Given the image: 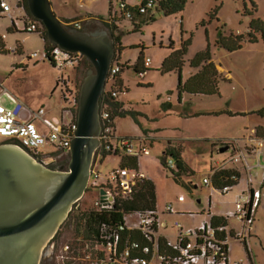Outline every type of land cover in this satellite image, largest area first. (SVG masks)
Segmentation results:
<instances>
[{"label":"rangeland","instance_id":"rangeland-1","mask_svg":"<svg viewBox=\"0 0 264 264\" xmlns=\"http://www.w3.org/2000/svg\"><path fill=\"white\" fill-rule=\"evenodd\" d=\"M122 1L128 6L138 4L135 0H113L112 16L120 17ZM55 4L54 12L57 17L72 20L67 24L78 23L81 29L86 30L83 32H91L97 28L112 32L101 20L94 19L110 18V0H55ZM254 8L253 15H247ZM12 15L21 18L23 12L13 5ZM133 20L140 25V29L137 27L136 32L123 37L122 52L118 54L121 64H128L130 67L120 74V81L128 94L118 98L130 114L115 120V136L118 139H129L137 153L141 152L142 147L149 149V156L139 157V170L129 169L128 172L132 178L142 175L156 185L157 216L163 219L162 216L167 214V206L173 205L176 214L168 216L171 224L179 221L186 228H197L207 221L205 218L208 214H201L204 210H221L226 213L235 211L247 175L243 174L240 185L227 195H222L212 185L204 184V180L211 179L213 169L222 167L233 156L234 146L238 145V151L244 155L247 140L252 138L253 143L257 132L264 130V117L257 115L264 111L263 38L257 34L256 43L245 41L242 49L236 52L217 46L221 37H247L254 20L264 23V0H186L182 13L172 16L161 13L143 14L141 17L134 13ZM11 26L9 17L0 18V37L5 36L3 41L7 50H11L10 53L0 54V105L14 109L22 104L24 108L18 118L23 122H29L33 113L44 109L45 119L54 125L61 126L55 120L70 124L72 101L75 96L79 101L84 78L93 67L83 76V68L80 66L77 69L71 66L65 69L55 68L46 59L41 34L12 32ZM68 27L74 29L73 26ZM187 42H190V46L185 56L183 81L197 72L191 67V61L209 47L212 60L222 75L218 95L192 96L183 93L179 99L178 74L162 73L163 62L174 52L181 50ZM20 46L17 54L16 50ZM142 53L145 60L149 59L152 63L144 76L134 70ZM33 54H38V58H33ZM115 83L109 81L106 91L111 92ZM69 92L74 96L69 95L66 99ZM35 125L40 132L48 134V129L44 128L41 121H36ZM4 142L5 139L0 137V144ZM171 143L182 147V158L192 173L190 176H183L185 185L178 184L171 170L162 164L164 153H167ZM224 144L232 147L221 153ZM41 153L58 156L59 162H64L67 158L60 149L53 146H48ZM102 154L95 166V174H99L101 178L93 177L82 201L73 206L68 219L49 244V247L53 243L55 245V253L52 250L51 256H55L58 250V255L61 253L60 256H66L67 245L81 242L76 239L81 214L97 205L101 188L109 186L108 179L119 170L120 157H102ZM167 158L176 164L175 157L169 155ZM59 162L51 169L66 171L70 157L64 166ZM229 164L231 163L225 166ZM252 176L257 179L254 173ZM262 181L259 178L261 186ZM190 185L198 188H190ZM111 186L116 187L117 183ZM181 196L186 199L185 203L179 202ZM257 216L256 226L260 231H253V235L258 234L251 239L249 249L242 240H229L231 263L264 264V204ZM138 220V216H131L127 219V224L136 225ZM231 222L240 228V222ZM83 233L81 228V236ZM81 251L91 254L96 261L101 248L88 241L85 250ZM106 257L108 258V254ZM198 263L203 264V260Z\"/></svg>","mask_w":264,"mask_h":264},{"label":"water","instance_id":"water-1","mask_svg":"<svg viewBox=\"0 0 264 264\" xmlns=\"http://www.w3.org/2000/svg\"><path fill=\"white\" fill-rule=\"evenodd\" d=\"M27 2L49 41L81 55L93 69L81 86L78 129L68 150V170L49 169L27 149L13 143L0 144V264H42L73 206L88 192L102 147L101 102L118 56L117 43L106 30L70 29L53 11L51 0ZM230 149L228 145L220 152ZM100 197L105 202V188H101Z\"/></svg>","mask_w":264,"mask_h":264},{"label":"built area","instance_id":"built-area-1","mask_svg":"<svg viewBox=\"0 0 264 264\" xmlns=\"http://www.w3.org/2000/svg\"><path fill=\"white\" fill-rule=\"evenodd\" d=\"M135 1L138 3L136 6H128L124 1L120 3V11L122 17L126 21H132L134 13H137L141 17L143 14H153L157 9V0ZM13 2L15 8L23 12V0H0V7L3 15L12 20L16 31L40 33L42 31V25L38 21L30 20L25 15L21 18L14 17L12 15ZM134 9H137V12H132ZM69 26H73L75 29H81V26L78 23H72L69 24ZM3 38H5V36ZM50 56L55 68L65 69L68 66L74 68L78 64V59L76 57L81 55L66 52L60 47L55 46L51 48ZM32 57L38 58V54H33ZM150 66L151 61L146 59L144 61L145 71L141 74V76H144L148 72ZM120 71V67L115 66L114 62V65L110 70L108 83L111 80L116 82L115 78L120 74ZM106 93H110L111 97L116 100H118L120 95H127V91L123 87L118 89L114 88L111 92L106 91ZM69 95L74 96L71 92H69L65 98L68 99ZM105 95L103 96L101 102L100 114L102 127L100 140L102 142V147L97 154V160L102 153L110 152L124 153L128 156L137 158L142 155L149 156L150 151L147 147H142L141 152L137 153L135 152V148L129 139L116 138L115 130L113 129L111 121V115L109 111H107V106L104 104ZM72 104L73 108L70 110V113L73 118V112H75V108L78 106L76 96L74 97ZM23 108L24 106L22 104H18L14 109H9L0 105V137L9 141V143H13L27 149L37 157H44L48 159L54 158V155H43L41 153V151L48 146H53L68 154V150L71 148L72 140L75 137V132L78 129L77 122H73V119L70 124H62L61 121L55 120L57 125L61 124V126H56L51 121L45 119L46 113L44 109H41L37 113H33V117L29 122H23L18 118ZM36 121L42 122L44 128L48 129V134L45 131H39L35 125ZM241 158V155L235 154L225 164L240 163ZM96 163L97 161L93 166L90 186L93 177L95 179L101 178L99 174H95ZM167 165L170 169H175L176 166L174 161L169 159L167 161ZM128 171V169L117 170L110 176L108 179L109 186L102 187L106 189L105 202H102L100 197L96 206H99L100 209H109L114 205L115 197L110 190L111 184L113 183H117L120 188L128 194L133 193L138 180L144 179L145 177L137 175L135 178H132L130 177ZM231 180L233 182H237L239 181V178L236 174H234ZM204 184L213 186L212 177L211 179H205ZM232 189V187L227 186L217 191H220L222 195H227L232 191ZM261 199V191H251V193L241 196L236 204L234 212L230 211L226 215L225 220L236 218L244 225V233L236 236L237 239L246 241L248 225L253 222L256 212L261 205ZM178 200L180 203L185 202V198L183 196L179 197ZM166 213L169 215L176 214L173 205L167 206ZM208 217H210L209 213ZM138 218L139 220L136 225H128L126 220V228L125 226L121 227V231L125 229H140L148 238L149 243L146 245L133 243L119 258L114 260L111 257V251L112 247L119 242V235L116 234L114 242L108 244L110 246L109 252L106 253L101 264H105L107 262L110 264H199V260H203V264H241L237 262L231 263L227 226L225 224L215 225L212 222V217L210 219L208 218L203 225L197 228H186L179 221H176L173 226L177 232L172 239L161 234V229L164 224L157 216V212L141 213L138 215ZM161 240H165L166 249H168V251L163 250L164 245H162ZM68 250L69 248L67 247V253L69 252ZM107 254L108 258L106 257Z\"/></svg>","mask_w":264,"mask_h":264},{"label":"trees","instance_id":"trees-1","mask_svg":"<svg viewBox=\"0 0 264 264\" xmlns=\"http://www.w3.org/2000/svg\"><path fill=\"white\" fill-rule=\"evenodd\" d=\"M111 4L113 0H110ZM157 9L154 11V14H164L166 16H172L179 13H182L185 10L186 0H157ZM14 5V2L12 3ZM23 15H25L30 20L37 21L30 13L27 0H23ZM255 9L252 13H248L247 15H253ZM112 10V9H111ZM132 12H137V9H134ZM0 16H4L2 9L0 7ZM112 24H108L105 21V27L110 28L112 32L109 31L111 37L117 43V51L118 54L122 52V38L123 32L116 25L121 21H126L122 14L118 18L114 16ZM39 22V21H38ZM65 25L70 23L71 21H64ZM132 22V21H130ZM41 25L42 23L39 22ZM73 23V22H72ZM140 28V26H137ZM135 27V28H137ZM10 31L17 32L13 23L10 27ZM86 31V30H79ZM39 33V32H38ZM42 36L45 44V52L46 59L50 61L51 65L54 67V64L51 61V48L56 45L52 44L47 36V31L42 25V31L39 33ZM257 34H260L264 40V23L259 20H254L250 26V31L247 34V37L244 35L240 36H231L230 38L221 37L218 41L217 46L225 48L229 52H236L242 49L243 43L245 41H249L250 43H256L258 41ZM190 46V42L184 43L181 50L174 52L168 59L163 62L162 65V73L171 74L177 73L179 76L178 82V91L181 99V95L183 93L193 95V96H214L220 93V79H222V75L212 60L210 48L196 56L194 60L191 61V67L197 70L193 76H191L187 81H183L182 79V71L185 65V56L188 51V47ZM173 49V46H172ZM20 51V47L17 48L16 53L18 54ZM11 51L6 50L3 44L0 42V54H7ZM78 64L74 67L77 69L79 66L83 68L82 76L87 73L90 69H92V65L82 56H77ZM144 61L145 56L142 53L134 66V70L136 73L141 75L144 71ZM115 66L120 67V74L124 72L126 69H129L128 64H121L119 56L115 59ZM120 74L115 78L116 83L114 88H122L123 84L120 81ZM113 88V89H114ZM78 101V99H77ZM104 104L107 106V111H109L111 115V121L113 124V129L115 130V120L118 118H125L130 114V111H126L124 109V104L119 100L113 99L110 93H106L104 98ZM78 109V107H77ZM77 109H75L74 120L73 122H77ZM257 115L264 117V111H260ZM262 129L258 131L261 132ZM122 139V138H120ZM4 143H9V141L5 140ZM228 144H225L224 147H227ZM63 152L67 158L64 162H61V166L67 164L69 162V154ZM182 147L171 143L168 147L167 153H164L162 164L166 169L171 170L172 176L174 180L178 184L185 185L183 181L184 175H192L190 169L187 164L184 162L182 158ZM60 154V153H59ZM173 156L176 159L175 169H170L167 165L168 156ZM116 156L121 158V164L119 170L130 169V170H139V158L131 157L124 153H103L102 157H110ZM116 172V171H115ZM236 174L239 178V174L232 169L227 168H216L213 169L212 173V182L213 187L216 190H220L223 187L230 186L234 188L237 182H233L231 180L232 176ZM191 184H193L191 182ZM197 189V186L190 185V188ZM94 188V187H92ZM110 190L115 197L114 205L109 209H100L99 206H95L92 210H88L81 214V221L78 224V233L77 240H81V242H76L74 244H69L67 247L69 248V252L66 256H58L53 264H99L105 258V253L109 252V243L114 242L115 235H119V242L112 247V255L111 257L115 260L119 258L126 249H128L133 243L140 244H148L149 240L144 235L142 230H123L121 231V227L126 225V220L131 216H138L141 213L145 212H157V188L154 182L148 180L146 178L139 179L137 186L135 187L132 194H128L123 191L120 186L117 184L116 187L111 186ZM100 198V197H99ZM82 222V223H81ZM212 222L215 225L225 224V218H212ZM81 228H83L84 233L81 236ZM126 228V226H125ZM96 243L98 247L101 248L100 255L96 258V261L92 259V255L87 252L82 253L81 250H85L86 242ZM163 246V250L166 249L165 240H161ZM81 248V249H79ZM88 258V259H87Z\"/></svg>","mask_w":264,"mask_h":264},{"label":"crops","instance_id":"crops-1","mask_svg":"<svg viewBox=\"0 0 264 264\" xmlns=\"http://www.w3.org/2000/svg\"><path fill=\"white\" fill-rule=\"evenodd\" d=\"M51 3H52L53 11H55V6H56L55 0H51ZM110 5H111V9H113V5L111 4V2H110ZM110 13H111L110 18L107 19V20H102V19H98V18H94V19L101 20V21H105L108 24H112L113 21L111 20V17H112V19L114 17V16H112L113 10H110ZM5 17L6 16H0V18H5ZM59 19L61 21H67L68 20V19H66L64 17H61ZM68 21H72V20H68ZM11 23H12V20H11ZM68 25L69 24H67L66 26H68ZM116 25L124 33L123 34L124 36L130 35L131 33L136 32L137 31V28H135V27L140 26V25H137V23L134 20H132V22H129V21H121V22H119ZM122 41H123V38H122ZM0 42L3 44V46L7 50L6 44L3 41V38L2 37H0ZM20 48H21V46H20ZM9 51H11V50H9ZM178 79H179V77H178ZM122 87H124V85ZM127 94H128V92H127ZM124 109H125V104H124ZM251 141H253L252 138H250L249 140H247V142H248L247 144H249V145L246 144V149H245L244 155H243V153H241L240 151H238V145H236V146L233 147L234 148V154L233 155L237 154V155H241L242 156L241 161H240L241 165H238L240 163H237V164L231 163V164H229L227 166H225L226 164L223 165V168L235 170L239 174V181H238V184L235 187H237L238 185H240V183L242 182L243 174H246L247 175L246 176L247 177V181L244 183L245 186L243 187L242 191L240 192L241 193L240 194L241 196L246 195L248 193H251V191H261L262 192L261 205H260L259 209L256 212V215L254 217L253 222L248 225L247 239H246V241H243V243L247 247V249L250 248L251 239L253 237L255 238V235L258 234V233H255L253 235V231L254 230H257L258 232L260 231L258 229V226H256L257 225V220H258V216L257 215L259 214V210H260L261 206L264 204V130H262L259 133L257 132V138H256V140L253 143H251ZM229 146L232 147L231 145H229ZM245 153H247V156L245 155ZM220 168H222V167H220ZM252 173H254L256 175L257 179H254L253 178ZM259 178L260 179H263L262 186L260 184L261 182H259ZM256 185L258 187H255ZM260 186L263 187V188H260ZM241 196L239 197V199L241 198ZM185 202H186V199H185ZM205 213H207V214L209 213L210 214V217H208V215L206 216L205 219H207V220H208V218L210 219L211 217L212 218L213 217H215V218H225L226 215L228 214V213H226L224 211H221V210L214 212L212 209H210V211H208V212H205V210L201 212L202 215H204ZM173 215H175V214H172V215L164 214L162 216L163 219H161L162 222H163V224H164L163 225V228L161 229V234H163L164 236H167L170 239H172V237H174V235L177 232V230L173 226L175 222L173 224H171V221L168 218V216H173ZM190 215H192V214H190ZM232 220H237L238 222H240L236 218H230L228 220H225L226 221L225 222V225L227 226V232H228V234H227L228 241L231 238L233 240H235V241H238L240 239H237L236 236H238L241 233H244V225L240 222L242 226L240 225V228L239 227L237 228L235 225L232 224V222H231ZM194 227H196V226H194ZM191 228H192V226H191ZM249 234H250V236H249ZM229 249H230V245H229Z\"/></svg>","mask_w":264,"mask_h":264},{"label":"flooded vegetation","instance_id":"flooded-vegetation-1","mask_svg":"<svg viewBox=\"0 0 264 264\" xmlns=\"http://www.w3.org/2000/svg\"><path fill=\"white\" fill-rule=\"evenodd\" d=\"M76 99H77V97H76ZM75 109H77V107L75 108ZM75 113V112H74ZM74 113H73V118H72V120L74 119ZM54 158H50V159H48V158H44V157H38L40 160H41V162H43V164L46 166V167H48L49 169H51V168H53L58 162H59V158H58V156H53ZM59 164H61V162H59ZM49 251V253L46 255V257L43 259V264H53V262L56 260V258L58 257V256H60L61 255V253L58 255V251H56V254H55V256L53 255V256H51L52 255V250H54V253H55V245H54V243L53 244H51V246L49 247V249H48Z\"/></svg>","mask_w":264,"mask_h":264},{"label":"clouds","instance_id":"clouds-1","mask_svg":"<svg viewBox=\"0 0 264 264\" xmlns=\"http://www.w3.org/2000/svg\"><path fill=\"white\" fill-rule=\"evenodd\" d=\"M40 22V21H39ZM69 26V25H68ZM75 29V28H74ZM3 38V37H2ZM78 107V106H77ZM76 111V110H75ZM74 113V112H73ZM77 115H78V109H77ZM97 160V159H96Z\"/></svg>","mask_w":264,"mask_h":264}]
</instances>
